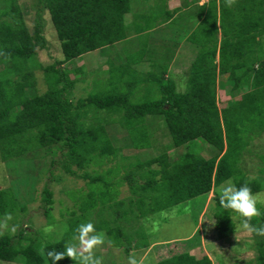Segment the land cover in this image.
I'll use <instances>...</instances> for the list:
<instances>
[{
  "label": "trees",
  "instance_id": "16d2710c",
  "mask_svg": "<svg viewBox=\"0 0 264 264\" xmlns=\"http://www.w3.org/2000/svg\"><path fill=\"white\" fill-rule=\"evenodd\" d=\"M134 2L138 4V0ZM199 3L200 23L186 34V38L201 48L185 74L188 81L185 91L178 89L180 78L166 76L169 66L164 63L159 64L161 72L142 73L122 56L124 60L119 64L116 60H108L110 66L105 77H109L111 89L98 90L90 82L88 84H93L94 90L75 100L73 95L78 80L72 79L70 71L63 65L88 52L111 50L119 42L126 41L129 27L125 17L131 11V0H36L33 28L28 25L18 0H0L2 159L25 160L30 153L46 149L54 156L52 166L60 162L67 174L97 182L102 176H94L92 174L96 173L89 170L97 165L94 163L96 158L108 157V161H116L117 166L121 162L119 154L123 151L116 144L120 138L112 137L109 130L118 125L126 130V145L130 141L133 143L130 147L153 146L157 141L151 143L150 140L158 138L159 131L172 139L157 156L137 162L127 159V164L122 161L126 169L124 179L133 196L131 207L122 218L130 210L135 213L134 209L137 211L134 218L170 210L208 194L231 178L237 187L247 183L253 194L262 191L263 182L246 171L244 161L252 141L264 133V0H237L232 7H227L225 0H206L203 6ZM46 12L50 14L61 42L63 58L43 66L38 59V50L49 47L45 35ZM140 16L136 15L137 18ZM145 21L147 24L143 28L137 25L138 32L150 29L151 20L146 18ZM143 42L147 44L148 40ZM148 52L155 54L157 51L148 48ZM37 68L45 71V91L38 89ZM78 71L84 75V80L88 72L84 67ZM224 75L232 83L231 92L242 90L243 93L241 99L221 108L218 80ZM144 82L157 84L161 96L134 102L132 95ZM161 121L166 125L165 129H156L155 125ZM200 141L213 147L212 156L206 157L194 149L201 145ZM182 146L184 152L180 151L171 159L169 149ZM58 153L62 158L57 157ZM261 157L264 162V154ZM49 170L53 172L52 168ZM260 172L263 173L264 168ZM53 196V190L46 183L42 192L44 211H49ZM116 203L123 206L125 202L116 200ZM19 209L27 207L19 202L15 192L11 188L0 189V217ZM259 210L261 214L251 220L253 225L264 224V208ZM90 211L93 209L79 216L87 219ZM104 211V207L98 210L99 213ZM234 214L220 206L218 196L215 198V231L219 239L229 238L235 232L236 222L231 218ZM74 224L75 221L64 239L43 247L38 246L34 238L29 240L27 235L31 230L28 226L20 225L16 235L0 236V260L51 264L47 251H63L66 240L78 226ZM100 225L95 228H106L108 234H114L115 228L109 223ZM23 241L27 242L23 244ZM132 243L133 240L122 246L129 252ZM148 243L138 240L134 245L146 247ZM256 245L258 253L251 262L264 264V238L256 241ZM188 247L191 250L194 245ZM190 250L176 252L158 264H213L210 256L198 258ZM69 262L70 258L65 257L56 264Z\"/></svg>",
  "mask_w": 264,
  "mask_h": 264
},
{
  "label": "rangeland",
  "instance_id": "374dc122",
  "mask_svg": "<svg viewBox=\"0 0 264 264\" xmlns=\"http://www.w3.org/2000/svg\"><path fill=\"white\" fill-rule=\"evenodd\" d=\"M35 1L18 0L30 28H33L35 22ZM134 1L136 0H131L133 7L141 9V13L144 11L149 13L151 17L149 24L153 25L156 22H165L167 20L171 23V17L174 15V12L166 11L165 6L160 7L161 0H156L155 2L154 0H138V4ZM197 2H201V0ZM168 12L169 14L166 15ZM192 16L193 10L191 9L184 12L180 11L175 21L178 23V30L185 31L188 29L186 26H182V20H190ZM156 17H158V20H156ZM45 18V35L49 40V47L38 50V59L43 66L51 65L56 59L63 58L61 42L57 37L56 30L53 27L54 25H52L53 23L50 20V14L48 12H46ZM126 18L130 21V14H127ZM141 18L137 22L142 28L144 24H142L143 20ZM164 35L166 36V34ZM146 37V40H148V35ZM169 37H162L160 39L163 41L166 40L165 44L169 45L171 44V41H168ZM262 40L264 42V36ZM119 44L111 50L105 51L97 49L88 52L82 57L63 65L64 68L70 71V77L78 80L73 95L75 100L87 96L90 91L94 90L92 87L93 84H88L90 82L94 83L93 86L98 88V90L111 89V84L108 81L109 77H105L108 74L106 71L110 66V61L108 60H116L115 63L119 64L124 60L122 56L129 58L131 51L127 47L131 46V43L122 41ZM164 46L160 47V55H162L161 60L158 62L170 67L173 61L171 59L172 54L169 53L170 48H166L165 51L163 49ZM167 54L170 55L165 58ZM138 66L140 67L141 65ZM80 67H84L88 72L84 80L82 79L84 75L78 71ZM141 68L147 70L146 68L149 69L150 65L146 63ZM155 69L161 72L162 68L159 66L158 69L157 66ZM36 76L39 91H45L47 85L44 69L37 68ZM137 78L141 79L142 77L137 76ZM187 85V76L182 75L178 81L179 91H185ZM160 96L161 90L157 84L144 82L140 88L135 89L132 99L134 102H143L157 99ZM222 99L225 100L226 105V99L224 97ZM116 126H111L109 130L112 137L120 138V141L116 144L123 151V153L119 154V160L121 162H119L118 167L116 165L117 162L114 160L109 162L108 160L110 158L108 157L96 158L94 163L97 165L89 167V170L92 173H96L92 174L94 176H102V179L97 182H89L84 178H77L76 176L67 174L61 168L60 162L52 166L51 161L54 156L46 149L30 153L25 160L20 161L16 159L4 161L0 151V189L11 188L18 197L19 202L27 207L25 210L19 209L18 212L16 211L11 214L13 220L10 224L18 225L17 230L20 228V225L28 226V229L31 230L27 235L29 240L34 238L36 244L43 247L46 244L64 239L72 230L74 221L76 222L74 224L76 226L85 221H91L95 227H100V223H105L106 225L109 223L110 227L115 228L114 234H108L106 228L96 229L97 232L106 234V242L95 250V255L103 258V264H127L128 256L133 253L138 260L142 259L144 264H158V261L176 252L190 250L188 246L191 247L193 245L194 247L190 250L193 254L198 258L208 255L211 257L213 264H252L251 261L255 260L258 253L256 241L264 238V236H258L254 233L248 234L239 230L242 218L238 213L234 214L233 218L236 222V230L239 231L240 240L236 239V231L226 239H219L215 231V198L219 196V188L222 184L231 181L236 185L233 178L215 187L208 194L187 200L174 206L170 210L159 211L147 215L144 218H134L137 212L134 209L135 213L130 210L128 211V215H126L127 217L122 218V214L124 215V212L130 209V198L133 197L129 184L124 179L126 169L122 161L125 160L124 162L127 164V159H135L137 162L157 156L162 150L166 149L172 139L170 135L168 136L167 134H163L162 131H159L156 135L158 138L150 140L151 143L157 141L155 144L153 143V146L149 148L130 147L133 143L130 141L126 145V130L118 125ZM155 127L156 129H165L166 125L161 121ZM200 146L198 145L194 149L198 152L201 151L202 155L206 157L212 156L215 152L213 147L207 143L202 142ZM184 150V146L170 148V158L174 159L180 154V151L182 153ZM263 154L264 133L255 137L252 141L250 150L246 152L244 161L246 171L252 177L260 179L264 185V172H260L261 168H264L263 158L261 157ZM57 157L62 158L60 153L57 154ZM50 168H52L53 172L49 170ZM110 168L112 170L107 171ZM53 176H59L60 179H53ZM46 183L49 184V187L54 192L48 212L46 210L44 211L42 200V192ZM253 195L257 198V207L264 208V186L262 191ZM116 200H123L125 203L122 206L121 204H117ZM101 207L105 208L104 213L98 212ZM89 209H93V211H90L91 214L88 215L87 219L79 216V214ZM71 218L75 220H70ZM5 234L13 236L9 232H5ZM72 236L66 240L67 244L71 241ZM132 240V250L127 252L122 245H128ZM138 240L140 242L148 241V246L143 247L140 245L136 247L134 244ZM26 242L23 241V244ZM237 257H247V259H237ZM0 264L25 263L21 261L9 262L0 260ZM69 264H76V261L70 258Z\"/></svg>",
  "mask_w": 264,
  "mask_h": 264
},
{
  "label": "crops",
  "instance_id": "0c3cea01",
  "mask_svg": "<svg viewBox=\"0 0 264 264\" xmlns=\"http://www.w3.org/2000/svg\"><path fill=\"white\" fill-rule=\"evenodd\" d=\"M156 0H154L155 2ZM160 7L165 6V10L169 12H174V15L171 17L172 21H160L156 22L155 24H150V29H147L146 31H142V33L138 32L137 25H140L137 21L139 18L136 17V15H141V20H143V23L147 24L145 19L147 18V21L150 20L149 13L146 11L140 12L141 9H137V7H131V11L127 14H130L131 20L129 21L126 17V23L129 27L128 29V37L125 42L131 43V46H127L130 48V54L129 58H126L127 60L130 59L128 62L131 67H134L135 69L141 71L142 73H146L148 71H156L160 72L157 69L152 68L153 65H158L161 62H158L161 60L160 55V47L164 46V50L166 51V48H170L169 53L172 54V63L169 67V71L167 72L166 76L171 75L175 79L181 78L182 75H185L191 64L195 61L197 54L199 53V50L201 48L198 43L190 41L186 38V34L189 32H192L194 29L197 28V26L200 23L199 19V12L200 10V3L196 0H161ZM146 8V7H145ZM193 10V16L190 20H182V26H186L188 29L185 31L178 30L177 24L175 21L177 19V15L180 11H188ZM168 12V13H169ZM126 14V15H127ZM146 15L147 17H143ZM168 15V14H166ZM170 16V15H169ZM179 18V17H178ZM156 20H158V17H156ZM137 22V23H136ZM141 24V25H142ZM143 26V25H142ZM144 27V26H143ZM142 27V28H143ZM133 32V33H132ZM166 34V36L164 34ZM142 34V36L140 35ZM148 35V43L145 44L143 40H145ZM170 36V37H169ZM178 36V37H177ZM140 37H143V39H140ZM162 37H169L168 41H171V44H165L166 40H162L160 38ZM142 40V43L140 42ZM120 45V44H119ZM125 48V47H124ZM148 48L155 49L157 52L155 54H152L148 52ZM152 52V51H151ZM172 52V53H171ZM163 53V52H162ZM169 54V55H170ZM159 56V57H158ZM217 59H219V55L217 56ZM148 63L150 65V68H146L147 70H144L141 68L144 64ZM138 65H141L140 67ZM142 69V70H140ZM187 76V75H186ZM170 77V76H169ZM232 89V83L227 75L220 76L218 80V97H219V106L221 108L227 107L233 100H239L242 97L243 91H236L235 93L231 92ZM247 89L245 88V91ZM226 99V105L225 100ZM220 99L222 100L220 102ZM159 262V261H158Z\"/></svg>",
  "mask_w": 264,
  "mask_h": 264
},
{
  "label": "clouds",
  "instance_id": "9594fccd",
  "mask_svg": "<svg viewBox=\"0 0 264 264\" xmlns=\"http://www.w3.org/2000/svg\"><path fill=\"white\" fill-rule=\"evenodd\" d=\"M206 0H201V6ZM237 0H225L227 7H232ZM219 204L226 210H231L238 213L242 218L239 225V230L248 234H255L264 236V224L255 226L251 224L253 217L259 216L260 210L257 207V198L253 195L252 189L247 183L237 187L231 181L222 184L219 188ZM233 219V217H231ZM13 220L11 213H5L0 218V236L5 235V232L15 234L18 225L10 224ZM47 231V230H46ZM236 231V239L240 240L239 231ZM106 242V234L97 232L94 223L86 221L80 223L74 230L71 241L65 245L63 251L52 249L47 251L46 255L50 259L51 264L69 257L76 261V264H103V258L95 255V250ZM43 254V249H41ZM247 257H237V259H244ZM127 264H144L143 260H138L136 255L130 254L128 256Z\"/></svg>",
  "mask_w": 264,
  "mask_h": 264
}]
</instances>
